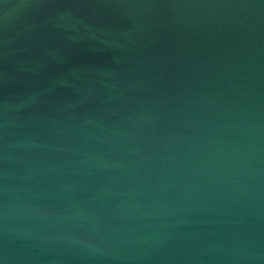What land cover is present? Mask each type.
<instances>
[{
    "label": "water",
    "instance_id": "1",
    "mask_svg": "<svg viewBox=\"0 0 264 264\" xmlns=\"http://www.w3.org/2000/svg\"><path fill=\"white\" fill-rule=\"evenodd\" d=\"M0 264H264V0H0Z\"/></svg>",
    "mask_w": 264,
    "mask_h": 264
}]
</instances>
